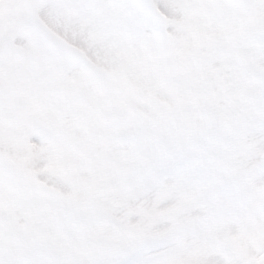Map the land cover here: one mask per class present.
Instances as JSON below:
<instances>
[{
	"label": "snow or ice",
	"instance_id": "6c2138e0",
	"mask_svg": "<svg viewBox=\"0 0 264 264\" xmlns=\"http://www.w3.org/2000/svg\"><path fill=\"white\" fill-rule=\"evenodd\" d=\"M0 264H264V0H0Z\"/></svg>",
	"mask_w": 264,
	"mask_h": 264
}]
</instances>
